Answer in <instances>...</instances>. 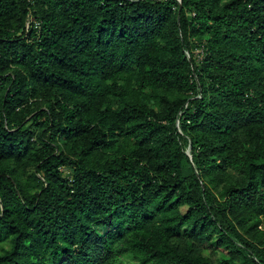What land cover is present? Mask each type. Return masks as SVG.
Returning a JSON list of instances; mask_svg holds the SVG:
<instances>
[{"label": "trees", "instance_id": "trees-1", "mask_svg": "<svg viewBox=\"0 0 264 264\" xmlns=\"http://www.w3.org/2000/svg\"><path fill=\"white\" fill-rule=\"evenodd\" d=\"M127 252L264 264V0H0V264Z\"/></svg>", "mask_w": 264, "mask_h": 264}, {"label": "rangeland", "instance_id": "rangeland-1", "mask_svg": "<svg viewBox=\"0 0 264 264\" xmlns=\"http://www.w3.org/2000/svg\"><path fill=\"white\" fill-rule=\"evenodd\" d=\"M196 53L198 56L202 55V48H197L196 50ZM63 172L66 173V174H69L71 175V169L68 168L67 166H63ZM119 260L122 261V262H125L127 264H133L137 261L136 257L132 254V253H123L120 257H119Z\"/></svg>", "mask_w": 264, "mask_h": 264}, {"label": "built area", "instance_id": "built-area-1", "mask_svg": "<svg viewBox=\"0 0 264 264\" xmlns=\"http://www.w3.org/2000/svg\"><path fill=\"white\" fill-rule=\"evenodd\" d=\"M27 2H29L30 4H34L36 2V0H26ZM36 26L40 27V21H36Z\"/></svg>", "mask_w": 264, "mask_h": 264}, {"label": "water", "instance_id": "water-1", "mask_svg": "<svg viewBox=\"0 0 264 264\" xmlns=\"http://www.w3.org/2000/svg\"><path fill=\"white\" fill-rule=\"evenodd\" d=\"M180 1H181V0H180ZM187 152L191 155V153H190V148H188Z\"/></svg>", "mask_w": 264, "mask_h": 264}]
</instances>
